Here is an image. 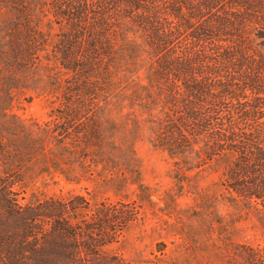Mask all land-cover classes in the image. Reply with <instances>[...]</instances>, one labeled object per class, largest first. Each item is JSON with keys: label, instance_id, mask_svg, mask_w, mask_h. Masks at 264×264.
Segmentation results:
<instances>
[{"label": "trees", "instance_id": "trees-1", "mask_svg": "<svg viewBox=\"0 0 264 264\" xmlns=\"http://www.w3.org/2000/svg\"><path fill=\"white\" fill-rule=\"evenodd\" d=\"M40 83L58 101L49 120L12 114ZM125 110L186 171L232 156L229 203L264 209V0H0V264H184L162 242L147 259L108 252L156 205L113 116ZM96 170L125 176L134 201L26 196L38 176ZM220 242L217 264H264V247Z\"/></svg>", "mask_w": 264, "mask_h": 264}, {"label": "rangeland", "instance_id": "rangeland-1", "mask_svg": "<svg viewBox=\"0 0 264 264\" xmlns=\"http://www.w3.org/2000/svg\"><path fill=\"white\" fill-rule=\"evenodd\" d=\"M143 72L142 69L138 74L141 76ZM47 87L40 83L34 91L15 92L10 112L24 121L47 122L49 112L58 107V101ZM125 113L126 110L122 114L115 111L113 116L124 123L122 134L133 133L136 138L134 150L139 162V180L152 192L156 205L138 209L136 219L108 248L109 253L126 260L152 258L158 255L156 244L162 242L166 246V261L217 264L222 260L218 249L220 241L264 247V209L248 211L229 203L223 173L232 156L198 160L193 169L186 171L182 169L183 164L177 165L178 161L166 152L151 147L145 124L140 122L137 127L133 126L132 121L138 120L135 112L124 117ZM124 178L117 171L97 170L78 183H67L59 176H38L29 184L26 196L30 193L39 197L78 194L92 202L118 198L134 201L135 187L126 184ZM159 208L171 214L170 217L159 213ZM208 227L213 231H208Z\"/></svg>", "mask_w": 264, "mask_h": 264}]
</instances>
